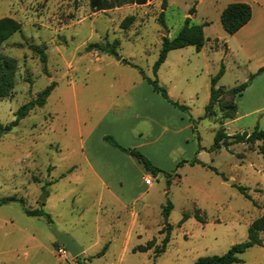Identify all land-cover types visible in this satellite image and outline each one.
<instances>
[{
    "label": "rangeland",
    "instance_id": "374dc122",
    "mask_svg": "<svg viewBox=\"0 0 264 264\" xmlns=\"http://www.w3.org/2000/svg\"><path fill=\"white\" fill-rule=\"evenodd\" d=\"M171 1L175 3L166 10L164 27L159 15L167 0L97 12L90 0H0V20L11 18L22 26L1 50L17 60L18 70L12 95L0 99V123L17 122L0 139V199L23 200V205L0 206V264H194L248 239L250 225L264 214V158L258 152L263 141L213 151L221 110L231 96H223L214 104L215 115L204 118L217 69L209 51L192 46L173 50L157 73L159 84L187 112L164 100L140 72L156 78L153 65L163 37H175L185 23L191 0ZM127 16L135 21L123 29ZM90 44L115 45V54L89 50ZM34 47L47 55V74ZM236 74L238 70L230 71L222 87L233 85ZM52 82L56 87L46 104L19 120V108ZM246 121L225 123L227 134L251 133L257 126L264 130V120ZM105 136L137 149L162 173L155 177L138 160L132 163ZM196 158L201 163L191 165ZM95 160L113 164L119 195L127 201L139 197L129 206L141 215L133 232L130 210L102 186L90 166ZM99 173L106 181L113 178ZM144 174L154 178L149 191L141 187ZM238 186L248 188L252 199ZM168 200L173 228L160 253ZM24 207L43 209L53 224L27 215ZM186 213L190 218L182 222ZM55 231L71 234L86 250L73 258ZM125 238L129 245L123 248ZM149 242L152 249L136 251ZM106 244L105 256L97 258ZM240 258L239 264H264V246H254Z\"/></svg>",
    "mask_w": 264,
    "mask_h": 264
},
{
    "label": "trees",
    "instance_id": "16d2710c",
    "mask_svg": "<svg viewBox=\"0 0 264 264\" xmlns=\"http://www.w3.org/2000/svg\"><path fill=\"white\" fill-rule=\"evenodd\" d=\"M137 4V5H145L147 0H90V6L94 12L97 11H107L117 7H121L124 4ZM165 10L166 4L162 3V11L159 15V20L161 24L166 27L165 23ZM194 8L189 10L190 14L194 13ZM252 18V8L249 4L246 3H234L230 4L225 8L221 15V22L223 28L227 33L233 35L237 33L242 27H244ZM135 21V16H127L121 27L123 29H128ZM206 24L195 25L191 23V19L187 18L183 27L177 33V35L173 38L163 37L162 39V48L159 54L158 59L153 65V72L155 77L160 69V67L165 63L169 52L173 50L183 49L186 47H195L197 51H200L206 44L207 40L204 34V27ZM22 26L19 22L11 18H4L0 20V99L7 98L12 95L15 83H16V74L18 70L17 60L13 57L3 55L1 50L7 39H9L12 35L20 32ZM118 42H115V45H118ZM115 45L101 47L97 44H90L87 49H96L100 52H105L109 54H115ZM37 53L41 55L42 62L44 63V71L47 74V55L42 48H33ZM123 63L127 65H132L136 67L134 64L129 62L126 59H123ZM143 79L147 81L154 91L158 93L164 100L170 103L172 106L183 110L185 112L188 111L187 106L182 105L178 102H175L171 99L168 94V91L165 87L159 84L158 78L152 79L148 77L143 70H140ZM264 72V68H261L257 73L251 74L249 79L238 85L237 87L231 89H225L224 87H218L219 80L223 77L225 73V65L221 64V68L219 72L211 79V88H210V102L205 107V115L204 118L212 117L215 115V112L211 114L214 104L219 102L223 96L229 95L231 96V103L225 108L221 110V127L217 130L215 135V141L213 145V151H218L223 147L229 148L235 144H254L258 141H263V145L259 148V154H261L264 158V130H261L258 126L251 133L244 131L243 133H238L235 135L227 134V130L225 128V123L228 120H233L236 118L237 114V106L232 101V98L236 95H241L243 91H245L252 83V81L261 73ZM56 87V83L52 82L48 87H46L36 99L31 100L28 104L21 106L18 110L19 120L24 118L29 111L36 107H43L46 104L47 99L53 92ZM231 110L230 112H227ZM216 117V116H215ZM202 119V118H201ZM192 121L196 123L193 119ZM17 125L16 121L11 122L8 125H3L0 123V139L6 134L9 133L13 127ZM104 140L115 148L119 149L123 153H126L138 160L145 167L147 171L157 177L162 173V170L155 167L151 161L144 156L137 149H128L119 144L113 137L105 136ZM187 163L182 162V164ZM196 163H201L197 158L191 161V164L194 165ZM170 176V175H168ZM170 184V180L167 181ZM170 186V185H169ZM239 190L246 195L249 199H252L250 194H248V188L244 186H238ZM169 190L167 191V194ZM11 202H19L23 205V200L17 197H4L0 199V206L3 204L11 203ZM173 209V204L169 200L166 205L163 207L162 215L164 217V227L161 230L162 233L166 232V236L163 240L162 247L157 252H164L167 244L170 241L171 230L173 226L169 223V216ZM24 212L29 216L36 217H44L48 220L50 224H53V219L51 215L45 212L43 209L29 210L27 208H23ZM190 218V215L186 213L182 222L186 221ZM196 218L203 222V219L196 214ZM264 235V214L256 219L248 229V239L242 243H238L233 245L229 251L223 255H214V256H205L199 258L194 264H239L242 262L240 255L245 253L248 249L254 246H264V239L262 238ZM108 248V244L97 254V258H100L106 254ZM153 248V242H149L148 245L143 246L140 245L137 247L136 251L138 252H147Z\"/></svg>",
    "mask_w": 264,
    "mask_h": 264
},
{
    "label": "crops",
    "instance_id": "0c3cea01",
    "mask_svg": "<svg viewBox=\"0 0 264 264\" xmlns=\"http://www.w3.org/2000/svg\"><path fill=\"white\" fill-rule=\"evenodd\" d=\"M191 2V7L188 9L185 15V20L189 18L191 19V23L195 25L206 24L204 27V34L207 42L200 51H209L210 60L216 66L215 68H217L216 74L219 72L221 64L224 63L225 65V73L219 80L217 85L218 87H222V85H224V79H226L227 75L230 74V71L235 70L237 72L238 70L239 75L236 74V77L231 83L233 85H230L229 88H225L223 86L225 89L237 87L238 85L246 82L251 74H255L261 68H264V0H191ZM167 3L168 4L166 10L170 7V4L175 2L167 0ZM234 3L249 4L252 8V18L237 33L230 35L223 28L221 15L227 6ZM207 6L209 7L208 10ZM192 8H194L195 11L193 14H190L189 10ZM229 63L232 64V68L228 67ZM232 101L237 106V114L235 119L226 121V125L234 122L237 123L239 121L247 122V119L251 120L249 123L252 124L260 123L261 121H263L264 72L258 75L252 81L251 85L245 91H243L241 95L234 96L232 98ZM128 157V159L132 163H135L134 158H131L130 156ZM90 166L92 170L97 174V176L101 178L102 186L108 190V193L115 199L114 201L118 202L121 206H123V209L127 210L128 212V210H130V204H132L133 202H137L139 200V197L131 198L129 201H127L124 197L119 195V191H115L114 188L117 187L119 180L117 177H114V174H111V172H114L115 170L113 164L107 161L95 160L94 163L92 162ZM98 171L103 172L104 175H107L109 178H113L109 179V181H106V179H104V177H102ZM106 172L108 174H105ZM145 177L152 176L148 174H144L142 176L143 184L141 181V187L145 186L149 191L154 187V182L152 183V185L145 184ZM121 178L123 180L128 179L125 174H123ZM122 179L120 180V184L124 183L122 182ZM180 179L181 177H177L176 182L179 183ZM112 180L115 181L114 187ZM127 181H129V179ZM142 195H140V197ZM129 213L131 214L130 229L133 232V230L138 225V221L141 215L133 212L132 210H130ZM136 214L137 217L135 218ZM128 245L129 238H125L123 248L128 247ZM85 250L86 248H84V251Z\"/></svg>",
    "mask_w": 264,
    "mask_h": 264
},
{
    "label": "water",
    "instance_id": "95a60500",
    "mask_svg": "<svg viewBox=\"0 0 264 264\" xmlns=\"http://www.w3.org/2000/svg\"><path fill=\"white\" fill-rule=\"evenodd\" d=\"M117 60H121V57H117ZM46 195L41 197L39 200L41 202L46 201ZM55 238L61 242L69 251L71 256L73 258H76L77 256L81 255L84 252V248L78 243V241L69 233L64 232H54Z\"/></svg>",
    "mask_w": 264,
    "mask_h": 264
},
{
    "label": "built area",
    "instance_id": "2783aa9c",
    "mask_svg": "<svg viewBox=\"0 0 264 264\" xmlns=\"http://www.w3.org/2000/svg\"><path fill=\"white\" fill-rule=\"evenodd\" d=\"M144 182H145V184H147V185H152V183H153V178H152V177H145V178H144Z\"/></svg>",
    "mask_w": 264,
    "mask_h": 264
}]
</instances>
